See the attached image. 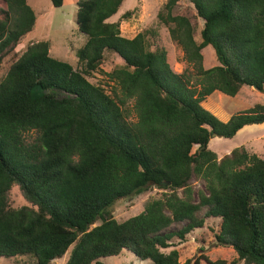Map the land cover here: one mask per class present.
I'll return each instance as SVG.
<instances>
[{
  "label": "trees",
  "instance_id": "1",
  "mask_svg": "<svg viewBox=\"0 0 264 264\" xmlns=\"http://www.w3.org/2000/svg\"><path fill=\"white\" fill-rule=\"evenodd\" d=\"M123 1L76 0L77 31L87 37L77 71L51 57L47 41L19 55L35 15L26 0H0V65L9 61L0 82V258L51 264L72 247L64 264H102L123 250L149 264H182L177 244L214 219L215 244L236 253L229 264H264V159L242 146L218 159L208 148L264 120V106L227 122L202 107L214 92L264 94V0H188L203 21L200 43L189 19L172 14L179 0H168L156 18L192 68L180 74L156 29L128 39L109 22ZM208 46L217 65L204 69ZM106 52L124 63L106 74L118 92L87 79ZM12 187L27 205H9ZM149 187L164 193L134 217H112L116 201ZM202 262L228 264L201 255L183 264Z\"/></svg>",
  "mask_w": 264,
  "mask_h": 264
},
{
  "label": "rangeland",
  "instance_id": "2",
  "mask_svg": "<svg viewBox=\"0 0 264 264\" xmlns=\"http://www.w3.org/2000/svg\"><path fill=\"white\" fill-rule=\"evenodd\" d=\"M75 2L76 0H63L62 7L53 8L50 0H26L27 5L35 15V24L33 29L22 38L15 51L20 55L25 51L28 44L47 41L50 45L49 55L51 57L66 62L71 65L74 70L79 71L80 64L78 63L76 52L85 44L87 37L77 31L75 23ZM167 2L168 0H124L117 13L109 22L115 23L119 21L120 34L122 37L128 39L135 37L143 30L150 28L156 29L159 34L158 44L166 50L167 62L171 70L177 74H180L184 69L192 71V68L185 62L181 49L171 41L166 27L159 24L156 18L159 9L164 7ZM133 10H135V14H133L130 19L122 20L120 18L125 12H132ZM172 14L185 16L189 19L192 27H194V39L197 43H200V30L203 21L197 17L193 5L188 0H179L173 8ZM201 53L203 56L204 69H209L217 65L211 47L208 46L204 48ZM8 63L9 61H5L4 65H0V82L6 75ZM123 65V61L117 55L106 52L104 63L99 69V72L94 73L87 79L92 84H101L107 93L109 92L108 87H115L116 92H118L116 84L108 81L106 74ZM217 94H219V92ZM217 94H213L206 98L202 103V107L211 114L219 115L222 120L225 114L232 116L238 112L253 108L258 104L264 106V94L248 87H244L240 93L233 98H228L227 96L223 98L225 97L223 94L217 97ZM132 105L133 103L130 101L126 106L128 120L130 122H136V116L133 112ZM241 146L244 147L250 155L253 154L264 159V122L244 127L230 140L214 137L208 143V148L217 155L218 159ZM195 149L196 147L193 148V151ZM196 187L202 189L201 184L197 183ZM163 193L162 190L149 187L138 195L116 201L109 211L115 220L122 222L140 214L148 199L160 198ZM8 201L12 208H20L27 205L17 187H12L10 190ZM98 224L99 221L93 226ZM181 226L182 224L175 225L170 228V231H176L180 229ZM217 231V221L214 219H207L203 229L195 230L186 237L183 243L177 244V249L180 253V263L183 264L188 260L192 261L195 258H199L200 255L207 257L211 261L220 259L226 261L228 264L234 261L237 256L231 248L221 247L215 244L213 235ZM71 249L72 247L69 248L64 257L53 261L51 264H64ZM99 262L102 264H149L148 261L138 260L126 250H123L116 257L100 259ZM0 264L30 263L28 258H0ZM202 264L205 263L202 262Z\"/></svg>",
  "mask_w": 264,
  "mask_h": 264
},
{
  "label": "crops",
  "instance_id": "3",
  "mask_svg": "<svg viewBox=\"0 0 264 264\" xmlns=\"http://www.w3.org/2000/svg\"><path fill=\"white\" fill-rule=\"evenodd\" d=\"M218 92H214L213 94H217ZM212 94V95H213ZM220 94V95H219ZM219 94H217L216 96L217 97H220L222 94L221 93H219ZM224 96V95H223ZM223 98H226V96L225 97H223ZM229 98V97H228ZM213 114V113H212ZM220 114V113H219ZM214 116H216L217 118H219L220 119V121H223V122H227V120L229 119V117H231V116H229V115H227V114H225V115H223V120L219 117V115H215V114H213ZM222 116V115H221ZM224 118H226V119H224Z\"/></svg>",
  "mask_w": 264,
  "mask_h": 264
},
{
  "label": "water",
  "instance_id": "4",
  "mask_svg": "<svg viewBox=\"0 0 264 264\" xmlns=\"http://www.w3.org/2000/svg\"><path fill=\"white\" fill-rule=\"evenodd\" d=\"M261 122H264V120H261ZM261 122H260V123H261Z\"/></svg>",
  "mask_w": 264,
  "mask_h": 264
}]
</instances>
